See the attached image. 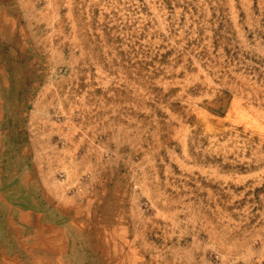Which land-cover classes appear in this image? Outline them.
<instances>
[{
    "label": "rangeland",
    "instance_id": "obj_1",
    "mask_svg": "<svg viewBox=\"0 0 264 264\" xmlns=\"http://www.w3.org/2000/svg\"><path fill=\"white\" fill-rule=\"evenodd\" d=\"M0 264H264V0H0Z\"/></svg>",
    "mask_w": 264,
    "mask_h": 264
}]
</instances>
